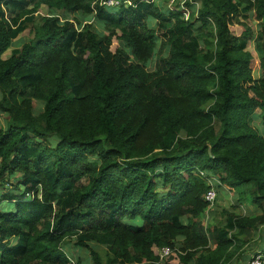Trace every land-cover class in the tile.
<instances>
[{"label":"trees","instance_id":"1","mask_svg":"<svg viewBox=\"0 0 264 264\" xmlns=\"http://www.w3.org/2000/svg\"><path fill=\"white\" fill-rule=\"evenodd\" d=\"M122 1L0 0V264H86L73 240L91 264H235L264 227V0ZM201 173L238 196L224 223Z\"/></svg>","mask_w":264,"mask_h":264},{"label":"rangeland","instance_id":"2","mask_svg":"<svg viewBox=\"0 0 264 264\" xmlns=\"http://www.w3.org/2000/svg\"><path fill=\"white\" fill-rule=\"evenodd\" d=\"M181 1L182 2H180L179 5H177V1L172 2L171 0H169V1L168 0H157L159 6L165 12H167L170 9L175 10L176 8H180V10L185 12L187 17L189 18L190 15H191V11H193V12H197L198 11V7H199L198 3H193L190 8H186L185 3H186L187 0H181ZM36 16H37L36 23L40 24L41 23L40 18L50 16V12L48 11V9L46 7H42L38 11ZM76 17L77 18L72 17V20H76L77 21L76 25H77V28H80V30L86 24H91V25H93L92 28L94 29V31H97V32H100V33L103 32L102 27L100 25L96 24V21H95V19L93 17H85V16H81V15H77ZM150 22L152 23V26L154 27L155 26V24H154L155 21L151 20ZM252 24H253L254 27H258V23L257 22H254V23L252 22ZM118 29L121 31L123 28L121 29V28L118 27ZM31 32H32V26L26 27L24 29L23 33L19 36V38L16 41H14V43L11 46V48L4 55V58L10 57L13 52L17 51L24 43L28 42L31 39V37H32ZM118 33L121 34L119 31H118ZM202 44L204 46H206L203 42H202ZM117 45H118V43H117V41H115V47ZM254 49H255L254 43L250 42L249 46H248V50H250L253 53V55H254V57L256 59V64H257V56H256V53H255ZM147 67H148V70H154V59L151 60L148 63ZM253 71L255 73V76L259 75V69H258L257 66H255L253 68ZM42 109H43V104L40 103V102H36L34 112L40 113V111ZM6 121H7L6 115L0 111V127L4 128L6 126ZM255 125L260 127L261 123L259 121H256ZM14 183H15V180L12 179L10 186H7L6 188H3V186H1L0 196H1V194L16 192V189L12 185ZM217 192H218L217 205L214 206V208L216 207L217 211L213 208L210 212H208L206 214L205 224H207V226L209 224H211V223H215V224L224 223L225 219H226V215H224L223 210H231L232 208H234L233 206H236L235 204H236V200L238 199V196L235 193H233V192L230 193V191H228L227 193L229 194V197H226V196H224L225 195L224 191L220 190V191H217ZM249 202H250V200L248 198L245 199V201L242 202L243 205L242 204L241 205H242L243 213H245L246 210H248V211L249 210H252V211L254 210L253 207H252V204H250ZM4 207L7 209V208H9V205H4ZM239 209H241V207ZM237 212H239V211H237ZM211 213H213V215H212L213 219H211V217H210ZM185 221H186V219H185ZM263 238H264V227L260 228V230L256 233L255 239L245 248L244 251L247 253L248 258H250L251 255H253V253H255L257 251H263V249H264V239ZM74 242H75V240L70 242L69 245H68V248L65 249L67 251V253L71 256L72 259H74V257L77 258L80 255V256H82V258L84 259V262L86 264H91V256H90V254L87 253L84 250H79V249L76 250V248L74 246ZM96 250H99L101 252V254L103 256H105V249L103 247L96 246ZM248 260L249 259H247V258L246 259H234V263L235 264H246V262ZM232 263H230V264H232ZM146 264H148V263H146Z\"/></svg>","mask_w":264,"mask_h":264},{"label":"built area","instance_id":"3","mask_svg":"<svg viewBox=\"0 0 264 264\" xmlns=\"http://www.w3.org/2000/svg\"><path fill=\"white\" fill-rule=\"evenodd\" d=\"M172 2H175L176 0H171ZM130 4L128 1H122V0H102L101 5L103 7L107 8H116L124 4ZM185 18L188 19L186 13H185ZM201 177L206 179L208 181V184L210 185V189L207 191V193L204 196L205 201L208 203V212H210L214 206L217 203V198H218V192H217V187H216V181L215 178L213 177H206L204 173H201ZM209 217V216H208ZM174 250L170 248H163L160 251V260L161 262H165L172 254ZM246 264H264V251H257L251 255L249 260L246 262Z\"/></svg>","mask_w":264,"mask_h":264},{"label":"crops","instance_id":"4","mask_svg":"<svg viewBox=\"0 0 264 264\" xmlns=\"http://www.w3.org/2000/svg\"><path fill=\"white\" fill-rule=\"evenodd\" d=\"M219 190V189H218ZM222 191H224V196H226V197H229V194L227 193L228 192V190L227 189H225V190H222ZM231 193V192H230ZM228 194V195H227ZM236 202H237V200H236ZM216 205H217V203H216ZM236 205V204H235ZM215 210H216V207L214 208ZM214 210V211H215ZM217 211V210H216ZM250 211V210H249ZM248 210H246L245 211V213H243V211H242V207H241V209H240V212H242L244 215L245 214H247L248 212H249ZM212 215H213V213H211V215H210V217H211V219H213V217H212ZM264 239V238H263Z\"/></svg>","mask_w":264,"mask_h":264},{"label":"water","instance_id":"5","mask_svg":"<svg viewBox=\"0 0 264 264\" xmlns=\"http://www.w3.org/2000/svg\"><path fill=\"white\" fill-rule=\"evenodd\" d=\"M209 154H210V157H213V155L211 153V148L209 149Z\"/></svg>","mask_w":264,"mask_h":264}]
</instances>
